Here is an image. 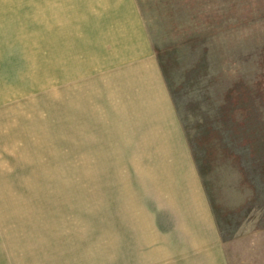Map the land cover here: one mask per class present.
Wrapping results in <instances>:
<instances>
[{
	"label": "rangeland",
	"instance_id": "374dc122",
	"mask_svg": "<svg viewBox=\"0 0 264 264\" xmlns=\"http://www.w3.org/2000/svg\"><path fill=\"white\" fill-rule=\"evenodd\" d=\"M117 1L0 0V264H164L97 78ZM133 1L229 264H264V0Z\"/></svg>",
	"mask_w": 264,
	"mask_h": 264
},
{
	"label": "crops",
	"instance_id": "0c3cea01",
	"mask_svg": "<svg viewBox=\"0 0 264 264\" xmlns=\"http://www.w3.org/2000/svg\"><path fill=\"white\" fill-rule=\"evenodd\" d=\"M119 2L117 14L115 7V13L108 17L117 33L129 31L130 44L121 50L119 62L100 68L97 78L110 89L107 120L109 135L114 137L111 145L116 146L113 150L130 153L135 161L132 166L139 169V202L144 215L140 225L149 232L150 247L155 243L166 249L165 256L156 257L158 262L229 264L214 211L140 9L133 0Z\"/></svg>",
	"mask_w": 264,
	"mask_h": 264
}]
</instances>
